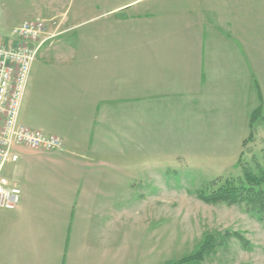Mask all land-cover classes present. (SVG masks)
<instances>
[{
    "label": "crops",
    "instance_id": "crops-1",
    "mask_svg": "<svg viewBox=\"0 0 264 264\" xmlns=\"http://www.w3.org/2000/svg\"><path fill=\"white\" fill-rule=\"evenodd\" d=\"M67 1L43 9L55 13ZM119 2L109 0L104 14L144 2L133 13L151 10L150 26H70L31 66L18 121L61 138L63 148L18 147L4 166L20 196L14 209L0 208V264H149L148 231L163 206L147 191L141 205L124 204V174L134 191L125 158L162 153L173 141L239 154L252 111L261 105L264 118V11L250 13L264 0H242L234 14L230 0Z\"/></svg>",
    "mask_w": 264,
    "mask_h": 264
},
{
    "label": "rangeland",
    "instance_id": "rangeland-1",
    "mask_svg": "<svg viewBox=\"0 0 264 264\" xmlns=\"http://www.w3.org/2000/svg\"><path fill=\"white\" fill-rule=\"evenodd\" d=\"M49 1L53 0H0V38L10 42L13 29L36 18L46 22L42 36L45 40L39 51L55 41L59 31L73 25L83 32L97 31L110 24L111 19L119 20L118 26L124 30L145 31L150 26L148 20L151 10L145 8L146 13H133L135 9L144 6V2L137 4L136 8L134 5L124 6L122 13L106 15L104 13L109 9V0H69L57 6L55 13L43 9V5H51ZM129 1L132 0H121L119 5H125ZM242 3V0H230V13L243 11ZM250 8V13L264 11L258 9L257 3L255 6L250 5ZM33 14L42 16L23 21ZM256 40L257 37H251L252 46H257ZM91 43L97 49V40ZM240 152H243L242 162L250 167H253L255 159L262 162L264 122L257 121L253 125L251 139ZM239 155L240 153L230 154V149L197 151L189 142L185 144L183 141H173L162 153L125 158L127 170L132 172V188L129 189L134 191L128 194L127 182L131 174H124L127 178L123 184L124 204L141 205L142 198L148 199L141 194L147 191L149 199L157 200L163 206L161 211L155 210L154 222L148 231L149 241L153 235L155 248L154 260L150 258L149 264H178L194 254L206 236L212 237V248L203 261L182 264H264V221L252 218L243 205H208L195 196L196 191L204 190L213 180L241 176L240 168H235ZM135 192L138 193L137 197ZM234 234L244 240L245 246ZM145 237L142 230L132 233L134 244L137 239L140 242L138 249L145 246Z\"/></svg>",
    "mask_w": 264,
    "mask_h": 264
},
{
    "label": "built area",
    "instance_id": "built-area-1",
    "mask_svg": "<svg viewBox=\"0 0 264 264\" xmlns=\"http://www.w3.org/2000/svg\"><path fill=\"white\" fill-rule=\"evenodd\" d=\"M45 27L46 22L36 18L13 29L10 42L0 38V208L7 210L17 206L20 196L17 185H9L2 175L4 166L18 159L15 148L44 152L63 148L61 138L18 121L30 69L45 40Z\"/></svg>",
    "mask_w": 264,
    "mask_h": 264
},
{
    "label": "trees",
    "instance_id": "trees-1",
    "mask_svg": "<svg viewBox=\"0 0 264 264\" xmlns=\"http://www.w3.org/2000/svg\"><path fill=\"white\" fill-rule=\"evenodd\" d=\"M257 121L264 122L261 105L252 111L249 120L250 132L243 141V147L249 142L253 133V125ZM240 153L235 168H240L241 176L236 178L216 179L211 181L204 190L196 191L195 196L208 205L222 204L226 206L243 205L245 211L257 221H264V155L262 162L253 161V167L242 162ZM245 246L244 240L234 234ZM212 248V237L206 236L200 247L191 256L184 258L178 264L203 261Z\"/></svg>",
    "mask_w": 264,
    "mask_h": 264
}]
</instances>
